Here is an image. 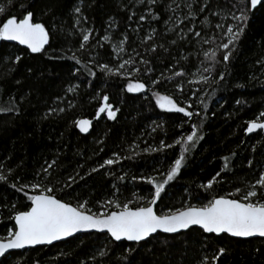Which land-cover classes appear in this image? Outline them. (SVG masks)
<instances>
[{"label": "trees", "instance_id": "trees-1", "mask_svg": "<svg viewBox=\"0 0 264 264\" xmlns=\"http://www.w3.org/2000/svg\"><path fill=\"white\" fill-rule=\"evenodd\" d=\"M189 2L197 11L196 19L183 20L177 26V18L187 15L185 4ZM205 2L210 8L199 13ZM169 3L172 0H159L158 5L148 0H0V7L5 9L0 21L12 15L22 17L24 5L33 12L34 22L44 23L50 33L49 44L40 53L0 41V107L13 108L0 113V174L7 177L0 181V238L14 227L15 212L30 206L13 184L18 187L44 177V183L55 185L57 198L74 205L77 198L87 199L93 211H97V201L113 192V184L120 188L122 202L130 200L135 206L138 197L150 200L152 185L146 180L133 181L132 177L162 181L181 154V144L175 142L191 134L193 124L198 126L201 138L195 146L189 142L181 171L165 185L157 201L158 214L188 203L199 206L212 195L242 196L247 185L259 178L264 171V135L260 131L248 135L246 128L253 120H264L260 116L264 112V7L249 13L245 30L225 65L222 54L218 53L221 62L216 64L203 55L214 50L215 43H197L199 38L188 29L214 37L220 16L211 13L227 7L226 0H176L180 7L175 12L165 10L164 5ZM78 5L88 17L81 26L94 29L83 51L78 50L80 26L73 27V9ZM149 9L159 13V19H154ZM142 15L144 20L139 19ZM169 16L172 20L166 24ZM205 17L211 22L207 26L201 23ZM184 33L191 43L180 38ZM104 35L110 39L101 40ZM150 35L152 39L146 40ZM97 41L102 46L97 47ZM121 41L123 52L117 48ZM153 44L157 45L156 51H147ZM73 54L80 64L72 59ZM17 55L21 57L19 62H15ZM130 58L141 68L139 74L126 76L100 70L99 65L107 63L115 71ZM141 58L150 63L140 64ZM85 65L96 75L89 76ZM145 67L154 71L145 73ZM181 71L183 76L173 75ZM221 72L225 73L223 80L219 79ZM161 73L162 83L154 86L152 79ZM201 76L207 80H201ZM137 79L147 85L146 90L128 92L129 81ZM178 85H183L182 92ZM157 91L173 96L194 115L188 118L183 113L160 109L153 95ZM105 95L115 112L113 118L107 111L99 113ZM197 112L199 115H195ZM81 119L92 121L87 135L76 129ZM161 141L172 147L161 148ZM153 148L159 150L151 151ZM114 152L125 159L91 171L112 158ZM225 157L228 168L217 178L219 182L205 191L202 185L221 171ZM53 160L56 164L49 170L51 175L45 177L41 168ZM125 173L124 181L116 179ZM70 175L75 176L76 183L67 188L64 185ZM236 188L242 189L241 193L236 194ZM25 191L35 194L31 188ZM128 247L135 249L128 257L131 264H199L204 256L212 264L211 257L220 247L226 252L217 264H264V239L216 237L197 228L177 235L156 234L139 245L114 242L107 234H82L52 246L11 253L0 264H128L123 259ZM101 250L106 254L101 255Z\"/></svg>", "mask_w": 264, "mask_h": 264}, {"label": "snow or ice", "instance_id": "snow-or-ice-1", "mask_svg": "<svg viewBox=\"0 0 264 264\" xmlns=\"http://www.w3.org/2000/svg\"><path fill=\"white\" fill-rule=\"evenodd\" d=\"M151 5H158L159 0H148ZM195 2V0H193ZM227 7L224 9H218L212 12L211 15H219L220 22L215 24L217 32L214 37L202 36L201 31H194L193 28H189L188 32H192L197 40V43L212 44L215 43V49L212 51H205L203 55L209 58L213 64L220 63L217 60V55L222 54V62L227 65L230 62L233 50L236 43L240 39L245 30L247 20L249 19V13L255 10L258 6L264 7V0H226ZM175 4V8L172 6ZM25 8L22 17L18 18L12 15L2 21H0V41H14L19 45H24L31 51V53H40L45 49V45L49 44L50 33L44 23L34 22V14L32 11ZM180 4L176 3V0H172V3L165 4L166 11L175 12L179 9ZM185 7L189 9L187 15L183 19L177 18V26L183 23V20L191 19L195 21L197 11L193 10L192 2L186 3ZM210 8V4L205 2L199 9V13H203ZM5 9L0 7V14H3ZM75 16V22L73 27H79V34L81 36L78 50H86L92 36L94 29L81 26L87 23L88 17L84 15L81 6H76L73 9ZM151 15L154 19H159V13L151 11ZM145 16H140V20H144ZM232 22H227L228 20ZM172 17L169 16L165 23H169ZM202 24L207 26L211 22L208 17H205ZM169 28L168 31H172ZM155 33V29L152 30ZM183 32V30H181ZM71 34V33H70ZM182 40H188L191 43V39L184 33L180 36ZM110 37L104 35L101 40L108 41ZM152 36H147L146 40H151ZM124 40H127L125 36ZM216 41H219L218 43ZM176 43L175 40L172 41ZM124 41L120 42L117 46L119 52H123L122 45ZM97 47L102 46L100 41H97ZM163 47V45H160ZM157 45L153 44L147 51L155 52ZM139 55V53L137 54ZM21 57L17 55L15 62H19ZM72 59L80 64L81 61L73 54ZM136 61L132 58L124 60L115 69L109 68L107 63L99 65L100 70L107 73L123 74L131 76L133 73L139 74L141 68L136 67ZM140 64L147 66L150 62L141 58ZM89 76H95L96 73L84 66ZM145 73H151L154 71L151 67H145ZM205 71H211V68H205ZM79 71V69H76ZM174 76H183L184 72H175ZM161 73L160 77L152 79V84L158 86L162 83ZM225 73H219V79L223 80ZM167 80V77H164ZM201 80H207V77L201 76ZM147 85L144 82H140L137 79L135 82L129 81L127 84V91L136 93L146 90ZM180 91H183V85H178ZM72 91V88L68 89ZM155 97L156 105L167 111H175L177 113H183L184 116L191 118L194 113L187 110L186 107L181 106L176 99L171 95L161 94L160 92L153 93ZM195 95V93H193ZM108 96L103 97L104 104L99 108V113L107 111L109 118L115 116V112L112 110V106L107 103ZM14 100V98H12ZM11 103V100H10ZM239 103V101H238ZM188 107H191L189 104ZM207 108V105H205ZM13 111L11 106L0 107V113H7ZM18 111V109H17ZM54 111L53 109L49 110ZM63 111V109H61ZM199 115V113H195ZM261 117H264V112L260 113ZM80 131L87 132L90 125L88 120H79L76 122ZM198 126L193 124L191 134L185 137H181L175 143L181 144V154L179 158L175 159L174 164L164 175L162 181H158L153 177L136 176L132 177V180L137 179L146 180L147 183L152 185L154 191L151 194V199L146 200L144 197H138L135 206H132V201H121L118 193L120 188L113 184V192L109 197L103 201H97V211H93L89 207L90 201L87 199L81 200L77 198V203L74 205L70 201L57 198L54 194L55 185L49 186L43 182L44 177L41 180L32 182L30 184H20L18 187L13 184V188L17 190L30 201V206L27 210H18L14 215V227L7 230L5 237L0 238V256H4L9 250L22 249L26 246L52 244L54 241L62 240L68 237H72L74 234L80 231L95 230L97 232H106L114 241H129L139 245L141 242L147 241L149 238L154 237L158 233L177 234L187 232L192 228H198L202 233L214 235L219 237L221 234H230L232 237H261L264 238V171L259 175V178L255 183L247 185V190L244 191L242 196L229 193L228 195H212L207 199L206 203L199 206L193 204H186L180 209H168L167 212L158 214L156 210L157 201L161 197V193L165 190V185L172 181L178 173L181 171L182 163L185 159L184 153L189 151V142L191 146H195V143L201 138L197 134ZM264 129V122H258L253 120L248 124L246 132L252 133L254 130ZM161 148L172 147V145H166L161 141ZM151 151H158L159 149L153 148ZM149 151V149H145ZM125 157H121L119 153H113L112 158H108L99 165L98 168L91 169L92 172L99 171L100 168L105 166H112L118 164ZM225 164L220 172H217L206 184L202 185L205 191L211 190L214 183L219 182L218 177H221V172L228 168V158L225 157ZM47 163V162H46ZM56 164L53 160L47 164V167H42L41 172L45 177L50 176V169ZM252 161H249L251 166ZM11 171V170H9ZM41 173H37L40 176ZM78 175V173H77ZM127 178V174L116 177L118 181H124ZM6 176L0 174V181H5ZM83 179V177H81ZM59 183V181H57ZM76 183L75 176H69L65 187L71 188L72 184ZM25 188H31L35 194H29L25 191ZM242 189L236 188L235 193H241ZM146 200L145 203L141 201ZM15 208V205H13ZM135 249L128 247L125 249V255L123 259L128 260V257L134 252ZM226 249L220 247L212 257V264H217V261L225 254ZM101 255L106 253L101 250ZM209 257L204 256L199 264H208ZM128 264H131V260H128Z\"/></svg>", "mask_w": 264, "mask_h": 264}, {"label": "water", "instance_id": "water-1", "mask_svg": "<svg viewBox=\"0 0 264 264\" xmlns=\"http://www.w3.org/2000/svg\"><path fill=\"white\" fill-rule=\"evenodd\" d=\"M258 7H259V6H258ZM8 42L11 43V44H15V45H17V46H19V47H21V48H24V49L28 50L29 52H31V51H30L29 49H27V47L24 46V45H19L17 42H14V41H8ZM81 120H88V121L91 122L90 125H89V127H88V131H87V132H82V131H80V129H79V127H77V123H76V129L78 130V132H79L80 134H82V135H87V134L90 132V130H91V124H92V121L89 120V119H81ZM261 122H264V120L261 121ZM258 131L262 132L263 135H264V129H257V130H254L252 133H248V132H247V134H248V135H249V134H254V133H257ZM14 223H15V221H14ZM194 228H195V227H194ZM197 229H198V228H197ZM90 233L107 234L106 232H97V231H95V230H90V231H80V232L74 234L72 237L77 236V235H82V234H90ZM158 234L169 235V236H170V235H177V234H179V233H177V234L158 233ZM107 235H108V234H107ZM155 235H156V234H155ZM155 235H154V236H155ZM207 235H209V234H207ZM221 235H227V236L230 237V238H233V239H240V240H248V239H264V238H261V237H258V236H256V237H247V238H244V237H232V236H230V234H221ZM108 236H109V235H108ZM72 237H68V238H65V239H62V240L54 241L52 244L35 245V246H26L25 248H22V249H12V250H9L4 256H0V260L3 259L4 257L10 255L11 253H14V252H21V251H24V250H27V249L36 248V247H48V246H52V245H55V244H57V243H60V242L66 241V240H68V239H70V238H72ZM109 237H110V236H109ZM110 238H111V237H110ZM111 239H112V238H111ZM113 241H114V240H113ZM114 242H117V241H114ZM119 242H126V243L135 244L134 242H129V241H126V240H125V241H119Z\"/></svg>", "mask_w": 264, "mask_h": 264}, {"label": "rangeland", "instance_id": "rangeland-1", "mask_svg": "<svg viewBox=\"0 0 264 264\" xmlns=\"http://www.w3.org/2000/svg\"><path fill=\"white\" fill-rule=\"evenodd\" d=\"M141 92H143V91H141ZM136 93H139V92H136Z\"/></svg>", "mask_w": 264, "mask_h": 264}]
</instances>
